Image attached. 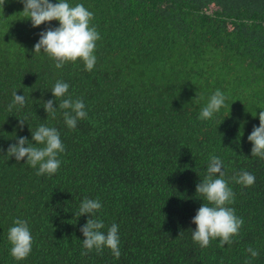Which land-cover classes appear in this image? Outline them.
<instances>
[{"label": "trees", "instance_id": "16d2710c", "mask_svg": "<svg viewBox=\"0 0 264 264\" xmlns=\"http://www.w3.org/2000/svg\"><path fill=\"white\" fill-rule=\"evenodd\" d=\"M67 2L94 14L92 71L80 59L57 68L45 51L34 52L40 33L59 21L33 27L22 0L0 4V264H264V159L251 156L248 140L264 110V0ZM58 81L69 89L55 99ZM217 89L224 105L200 119ZM14 91L26 103L9 111ZM69 97L87 112L75 129L64 120L71 109L59 108ZM50 99L54 118L43 107ZM42 124L58 130L65 148L52 175L7 154L20 137L44 147L32 140ZM213 155L235 193L227 206L244 223L232 244L221 248L216 238L202 248L192 218L208 203L196 186ZM242 171L255 176L252 186L232 179ZM85 198L102 208L79 216ZM88 218L102 220L105 234L118 225L119 259L108 247L81 255ZM16 219L33 238L19 261L8 240Z\"/></svg>", "mask_w": 264, "mask_h": 264}, {"label": "clouds", "instance_id": "9594fccd", "mask_svg": "<svg viewBox=\"0 0 264 264\" xmlns=\"http://www.w3.org/2000/svg\"><path fill=\"white\" fill-rule=\"evenodd\" d=\"M22 2L24 4L23 13L31 19L33 27L53 20L59 21L58 27L48 28L40 33V39L34 45V52L45 51L55 59L57 68H62L65 62H75L80 59L84 62L85 69L92 71L96 64L94 50L96 41L100 39V34L95 26H90L94 16L91 11L82 4L70 6L67 0H59L58 3H51L50 0H22ZM0 4L3 5L4 0H0ZM68 89V83L58 81L51 91L56 99L64 97ZM13 97V103L8 106L9 111L15 105L22 107L26 103L24 95H18L17 91L13 92ZM225 100V95L217 89L207 105L201 110L199 118L211 119L213 114L224 105ZM43 107L47 115L55 117L56 107L53 106V100H47ZM59 108L71 109V111L63 113L65 123L70 129H75L77 121L87 117L82 99L75 101L71 97L62 99ZM25 122L26 118H20L18 126L23 128ZM32 140L45 146L34 147L29 144L27 137H20L16 143L8 147L7 154L10 157L14 156L18 162L27 157L26 162L33 168L39 165L37 175L55 174L61 165V161L57 158L58 154L65 151L58 130L55 127L42 124L35 132H32ZM248 140L253 144L251 156L264 159V110L259 112V126H253ZM222 168L223 161L218 156H211L207 168L208 175L196 186V193H199L208 202L203 203L192 218V222L196 225L192 239L202 248L208 247L210 240L216 238H219V247L221 248L225 244H232V238L239 235L240 228L244 223L242 218L235 215V210L227 206L234 203L235 193L229 187L228 181L223 178L225 173ZM214 174H219L220 178L213 179ZM232 179L245 187L255 183V176L247 171L240 172ZM101 208L102 204L98 199L85 198L81 202L79 216L87 214L89 217V214L94 215ZM14 225L8 233V240L12 245L10 255L19 261L30 254L33 238L26 220L16 219ZM104 227L102 220L87 219L86 224L80 229L85 237L83 239L85 251H82L81 255H87L93 248L97 252H102L104 247H108L114 258H120L118 225L113 223L106 234L101 231ZM246 251L253 258L259 256V251L251 246Z\"/></svg>", "mask_w": 264, "mask_h": 264}]
</instances>
